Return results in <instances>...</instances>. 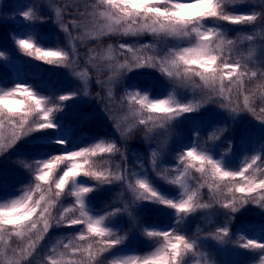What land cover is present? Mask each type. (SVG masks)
Wrapping results in <instances>:
<instances>
[{"label":"snow or ice","instance_id":"6c2138e0","mask_svg":"<svg viewBox=\"0 0 264 264\" xmlns=\"http://www.w3.org/2000/svg\"><path fill=\"white\" fill-rule=\"evenodd\" d=\"M239 3L240 0H94L92 12L79 14L82 20L91 17L89 23L77 20L65 23V13L60 7L50 4L51 13L45 16L43 8L34 4L19 12L23 20L31 22V31L17 36L14 43L27 57L67 68L76 62L74 42L77 40L116 34L126 37L150 34L156 38L159 47L155 42L120 43L119 51L109 45L103 57L110 62L117 56L124 57L122 63L108 64L113 72L110 80L125 72L152 69L171 82L168 85L171 91L166 90L157 96L145 89L124 92L119 106L126 107V111L119 118L109 117L123 139H127L138 126H145L147 132L152 133L156 129L168 128L178 119H186L187 114L199 112L204 101L194 95L197 89H206L210 98H221L224 103L220 107L228 112L250 113L264 124V107L259 109L260 115L254 107L256 89L260 90L259 99L264 102V80L256 85V89L245 92V77L253 78L258 73L249 72L248 65L241 63L240 59L232 61L231 53L237 41L227 38L224 31L225 24L253 25L264 21V0L259 5L262 11L237 12L235 6ZM53 16L59 21V30L71 37L66 48L60 47L58 41L56 47L48 46L45 38L36 31L38 24L49 22ZM70 27L77 31L83 28V34L72 37ZM244 39L251 42L254 36L247 35ZM3 56L4 52L0 51V57ZM254 56L255 49H251L247 59L252 60ZM76 75L81 79L84 77L82 72H76ZM260 76L264 77V72ZM197 78L199 84L195 83ZM181 89L186 90L185 94L191 90L193 95L185 99L181 96ZM77 95V92H70L53 99L26 83L0 87V156L15 150L22 140L34 133H40L39 138L46 140L48 145L62 146L60 154L44 153L22 162V168L32 178V185L20 189L15 198L0 197V243L7 244L10 237L28 240L19 259L9 260L8 264H21L22 261L31 264L26 258L33 254L51 229L60 225L82 226L79 235L73 238L76 244L69 240L63 247L71 249V256L85 258L65 259V253H56L54 246V255L48 256L49 264H99L100 255L126 245L129 237L121 236L110 223L111 217L127 212L128 205L104 214L94 213L90 207L91 194L114 182L123 184L132 193V204L137 209L151 205L174 222L145 226L141 234L155 242L156 247L144 255L115 254L111 264H209L201 251L200 238L190 239L180 229L181 223L193 214L213 207V204L201 200L200 190L204 187L212 194L214 204L226 209L225 215L233 219L248 204L264 209V149L245 157L235 170L228 159L216 158L195 142L178 154L174 168H162L157 163L159 154L152 150L150 163L155 172L154 180L144 171L111 165L112 158L118 153L125 163L127 160L116 140L100 138L69 150L71 141L63 135V125L56 114L62 111L63 102ZM234 95L243 96L242 105L233 100ZM108 96L112 98L113 93L109 91ZM121 120L131 123L122 130ZM9 129L10 136H6ZM47 130H53V135ZM223 131L214 129L208 134L209 140L219 139L217 133ZM193 170L200 174L196 187L190 185L195 179ZM217 194L223 199H215ZM68 197L73 198L72 205L62 207L59 215L53 217V209ZM232 235L230 225L225 224L209 233L208 238L223 243ZM262 240L264 233L261 240L242 233L235 244L243 250L264 252ZM84 241L89 242L84 245L81 243ZM3 255L0 250V256Z\"/></svg>","mask_w":264,"mask_h":264},{"label":"trees","instance_id":"16d2710c","mask_svg":"<svg viewBox=\"0 0 264 264\" xmlns=\"http://www.w3.org/2000/svg\"><path fill=\"white\" fill-rule=\"evenodd\" d=\"M34 4L41 7L40 0H31L29 6ZM260 4L261 3L254 0H240V3L235 6V10L237 12H250L253 10L262 11L259 7ZM3 11L7 17V24L5 23L3 27L0 28V40L4 42L5 45H14L15 38L23 34L20 32V19L16 12V8L9 0L3 7ZM43 14L45 16L50 15L47 12L46 14L43 12ZM257 23L253 25L225 24L224 27L227 38L237 41V44L231 53L232 61L234 62L235 60L240 59L241 63L248 65L249 72L256 71L258 73V75L253 78L245 77V92L256 89V85L261 80H264V77L260 76V73L264 71H257L254 67L253 61L246 59L249 41L245 40L244 37L247 35H253L254 39L257 38V32L254 29ZM39 30H42V28L38 26L36 31L38 32ZM30 31L31 30H29L28 33ZM51 36L52 40L50 47H56L57 41L59 42L60 47H67L66 44H64L62 37L57 32H54ZM142 36L154 39L153 42L157 43L158 47L160 46L159 41L150 34H144ZM128 37L130 39L132 38L131 36ZM123 39H126L125 36L118 34L103 36L99 39L86 38L83 41L75 42V47L77 50L79 47L83 46L95 50L101 45L112 44L114 48L117 47L115 51H119L118 45L124 43ZM123 60V56H117L116 59L110 63H122ZM37 63L44 64V68L53 66L40 61ZM24 70L28 69L26 68L22 71V68L0 58V71H2L0 73V87L9 88L14 86H6L3 82L26 83L33 86L42 95L53 97V99L58 97L56 94H53L48 86H46L41 75L33 72H24ZM135 72L147 73L146 75L153 78L154 81H163L166 82L167 85L171 83L152 69L135 70L130 74H134ZM91 75L93 82L99 83L97 82L98 79H104L109 73L102 71L100 72V75ZM7 76L11 79L7 80ZM195 83H200L198 78ZM103 92L104 91H102L98 85L89 97L94 96L96 101L102 102L104 98H106ZM195 93L197 99L204 101V107L197 113L187 114L186 119L181 118L172 122V124L166 129H156L152 133H148L145 126L141 125L138 126L127 139H123L121 138L120 133L115 130V123L109 119V117L113 115L111 112L108 114V110L103 107L94 112L89 118L85 119L84 121L88 120L86 122H79L75 119L70 121L71 129L73 131L72 140L73 142L80 143L85 139L89 140L95 136L107 140H116L121 147L122 152L127 157V160L125 163V161L122 160L121 154L118 153L112 158L111 165L115 167V165L119 164L121 168L126 166L136 172L144 171L152 175L154 180H156L155 172L150 163V153L152 150H155L159 154L157 163L162 168H174L178 154L184 150L185 146H189L191 143L195 142L211 151L216 158L223 157L228 159L231 168L235 170L245 157H251L254 154L260 153L261 150L264 149V124H262L260 120L256 119L252 114L245 112L238 114H225L208 111V108L211 109L217 104L221 105L224 101L219 97L208 98V92L206 89H197ZM190 94L193 95V93ZM259 95L260 90L256 89L257 99L254 102V107L257 109V115H260L259 109L264 107V102L259 99ZM242 99L243 96L241 95L233 96V100L237 102H241ZM72 110V104L66 101L63 102L62 111L56 115L66 121L70 119ZM125 110L126 107L121 108L120 106H117L115 113ZM79 112H82V110L80 109ZM214 129H223L224 131L222 133H217L219 139L209 140L208 134ZM8 131L11 130L9 129ZM47 131L49 135H53V130ZM40 135V133L32 134V136L22 140L16 146L15 150H10L3 156H0V159H2L0 164L4 171H6L0 176V192L3 189H12L17 182H22L25 188L32 185V178L29 173L22 168V162L31 160L34 157H40L44 153L60 154L62 146L54 144L48 145L46 140L39 138ZM39 145H45V147H37ZM140 165L143 167L141 168ZM192 175L195 179L190 181V185L191 187H196L197 181H200V174L193 170ZM82 179L88 180V178ZM88 183L94 182L88 180ZM116 183L119 182H114L112 184L113 186H103L99 191L91 194L90 207L94 213L104 214L106 212H112L117 208L124 209L125 205H128L127 212H121L119 215L111 217L110 226L117 230L121 236L127 235L129 240L126 242V245L113 249L112 253L106 252L100 255L98 257L99 264H111L114 255L120 254L121 252L138 255H144L151 252L156 247V244L141 234L143 228L149 225H169L174 222L169 216L162 215L161 212L155 210L151 205L142 209H137L135 205L132 204L133 198L131 197V192H128V198L126 201H113L112 194L107 192L106 188H116ZM163 187L167 188L170 186L163 185ZM200 191L202 202L213 204V207L200 210L193 214L186 221L181 223L180 229L190 239L200 238L201 251L205 254V258L209 261V264H262L264 252H261L260 250H242V253L236 257L234 261L230 260L231 262H227L222 257L218 248L210 242L208 234L214 232L217 227L229 224L233 235L230 236L227 241L231 244H235L236 239L242 233L249 238L261 240L262 233H264V220H262V217L255 218L253 215L261 212L263 209L258 205L248 204L245 208L251 209V216L241 210V212L237 213L233 219L231 216L225 215L227 212L226 209H222L219 205L214 204V198L207 187L202 188ZM215 199H223V196L217 194ZM72 203L73 198H64L62 204L57 205V207L53 209V217L59 215L62 207L71 206ZM205 210L212 213L211 218H206L204 216ZM129 213H131V215H129ZM81 227L82 226L80 225L72 227L60 225L54 227L49 231L45 238L40 241L34 252L39 255L43 264H49L48 256L54 255L52 252L54 246L56 253H65V259H84L85 257H82L81 255L71 256V249H65L63 247V244L68 243L69 240L73 241V245L76 244V241L73 238L79 235ZM32 238L35 239V236ZM11 240L13 241L12 238ZM88 242L89 241H84L81 243L86 245ZM261 242H264V240Z\"/></svg>","mask_w":264,"mask_h":264},{"label":"rangeland","instance_id":"374dc122","mask_svg":"<svg viewBox=\"0 0 264 264\" xmlns=\"http://www.w3.org/2000/svg\"><path fill=\"white\" fill-rule=\"evenodd\" d=\"M8 0H0V28L3 27V25L7 24V17L5 16V13L3 11V7L6 5V2ZM12 1V0H9ZM31 0H15L16 2V8L17 12H21L23 10H26L25 6H28V3ZM258 3H261L262 0H254ZM94 1L89 0H40V6L43 8V12L46 14L51 13V9L49 8V5L51 4L53 7H60L62 11L65 13L63 16V20L65 23H69L70 21L77 20L81 21L83 23H89L91 21V17H87L86 19H83L80 17V13H90L93 11L92 4ZM70 5V7H65V5ZM257 6V4H256ZM21 18L20 23V32L23 34L28 33L29 30H31V23L29 21L23 20ZM59 21L55 19V16L52 17V19L42 25L38 26L42 28V30H39V34L45 38L47 41L48 46L51 45V40L54 32H57L63 39L64 44L68 47L69 40L71 37H66V35L59 30L58 27ZM254 29L257 32V38L253 41L248 42V51L246 53V59L249 54V51L251 49H255V56L251 61L254 63V67L257 71H264V21H261L256 24ZM84 29L82 28L80 31H77L75 29H72L70 27V32L72 37L80 36L83 34ZM126 39H123L124 43L128 44H141L143 42L151 43L154 41V39L146 38L141 36L132 37L131 39L127 36H125ZM86 39V38H85ZM79 42V40L75 41ZM74 42V43H75ZM160 44V43H159ZM109 45H101L97 49L93 50L86 46L79 47V49H76V62L73 63L70 67H58V66H51V67H45L44 64H38L36 60L25 56L23 53H21L16 45L7 44L5 45L4 42L0 40V51L4 52V56L0 57L1 59L8 61L14 65H16L19 68L28 69L24 70V72L29 73H36L43 77V81L50 88V90L53 92V94L61 95V94H67L70 92H77L78 95L74 98L68 101V103L72 104L73 110L71 112V117L68 120H62L61 118L57 117L61 125H63V135H66L69 140L71 141V144L68 145L69 150H74L77 146H85L87 144H91L94 140H98L97 136L94 138H90L89 140H83L82 142L73 143V133L70 125V121L72 119H75L76 121L82 122L85 119L89 118L94 112L97 110L105 107L108 110V114H111L116 117L123 116L124 112L122 111L119 113H115V109L117 106H119L120 98L124 95V92L126 90H136V89H145L148 90L153 96L160 95L164 93L166 90L171 91V89L168 87L166 82L163 81H154L153 78L147 76V73H138L135 72L134 74L130 73H123L119 76H116L114 79H109L113 76L112 70L108 67V64L110 61L104 59V54L106 51H108ZM113 49L115 50L114 46L111 44ZM93 53H95V56H93ZM248 60V59H247ZM86 70V71H85ZM105 71L108 72L109 75H107L104 79H98L97 82L94 83L91 79V74H98L100 75V72ZM2 71H0L1 73ZM76 72H82L84 73L83 79L77 77ZM7 80H10L11 78L6 77ZM11 84V83H9ZM99 85V88L104 91L103 94L106 98L102 102L96 101L94 96L89 97V95L97 88ZM111 91L113 93V97L110 98L108 96V92ZM181 96L185 99L190 98L192 95L191 90H187V93L185 94L186 90L181 89ZM196 98L197 95L194 93ZM207 97L210 98L209 93H207ZM235 101V100H234ZM237 102V101H236ZM243 99L241 102H239L242 105ZM80 109L82 112H79ZM208 111L216 112V113H225L228 114L226 109L221 108L219 104L216 106H213L211 109L208 108ZM87 121V120H86ZM131 121H124L121 120L120 122V128L126 129ZM6 136H10V131L6 132ZM178 137V136H177ZM2 159H0L1 163ZM6 171L2 168V165L0 164V176L4 174ZM113 186V185H112ZM25 188L22 182H17L12 189H3L0 192V197H9V198H15L20 194V189ZM107 192H110L113 196L112 200L115 202L118 201H126L128 196V192L125 189V186L121 183H116V188L108 187L106 188ZM133 198V196H131ZM253 209V208H252ZM245 213H248L249 216H251V209L245 208L242 209ZM204 216L206 218H211L212 213L210 211L205 210ZM255 218H261L264 220V209L261 210V212L255 213L253 215ZM13 239V241L11 240ZM7 238V244L0 243V250L4 252L3 256H0V264H8L9 260L19 259V253L20 251L26 246L27 239L24 241H21L17 237H11ZM210 239V238H209ZM210 242L214 244L215 247L218 248L220 253L222 254L223 258L225 260H231L234 261L236 257H238L243 249H240L236 246V244H231L230 242H219L216 240L210 239ZM27 261H30L31 264H43L40 260L39 255L36 252H33L31 256H28L26 258ZM21 264H25V261H22Z\"/></svg>","mask_w":264,"mask_h":264},{"label":"bare ground","instance_id":"6f19581e","mask_svg":"<svg viewBox=\"0 0 264 264\" xmlns=\"http://www.w3.org/2000/svg\"><path fill=\"white\" fill-rule=\"evenodd\" d=\"M9 83H11V84H9ZM3 84L6 85V86H10V85L12 86V85H14L15 83H14V82H3Z\"/></svg>","mask_w":264,"mask_h":264}]
</instances>
